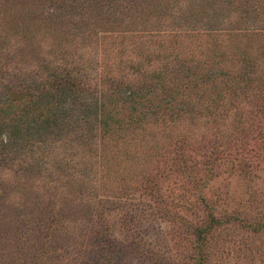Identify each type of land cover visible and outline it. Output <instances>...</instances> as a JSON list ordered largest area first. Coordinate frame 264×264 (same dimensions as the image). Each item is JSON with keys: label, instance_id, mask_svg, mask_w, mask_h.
Returning a JSON list of instances; mask_svg holds the SVG:
<instances>
[{"label": "rangeland", "instance_id": "374dc122", "mask_svg": "<svg viewBox=\"0 0 264 264\" xmlns=\"http://www.w3.org/2000/svg\"><path fill=\"white\" fill-rule=\"evenodd\" d=\"M45 1L0 0L5 82L88 60L127 158L76 203L0 167V264H264V0Z\"/></svg>", "mask_w": 264, "mask_h": 264}, {"label": "trees", "instance_id": "16d2710c", "mask_svg": "<svg viewBox=\"0 0 264 264\" xmlns=\"http://www.w3.org/2000/svg\"><path fill=\"white\" fill-rule=\"evenodd\" d=\"M96 2L87 1V9L95 8ZM64 3L71 15L82 6L67 0ZM53 15L41 10L33 17L52 23ZM15 44L19 50L21 42ZM87 61L65 62L56 69L53 61L33 64L31 60L16 68L20 77L15 86L5 82L8 75L0 71V167L28 176L36 174L58 197L69 198L75 193V203L81 191L89 197L98 193L100 176L107 167L119 166L118 154L125 155L129 144L128 126L111 116L101 90L91 83L100 75L87 70L82 73ZM131 94L126 92V97ZM132 135L133 140L135 133ZM112 149L114 156L108 154ZM41 216L42 212L37 219Z\"/></svg>", "mask_w": 264, "mask_h": 264}]
</instances>
